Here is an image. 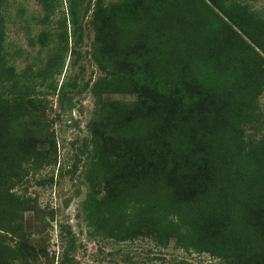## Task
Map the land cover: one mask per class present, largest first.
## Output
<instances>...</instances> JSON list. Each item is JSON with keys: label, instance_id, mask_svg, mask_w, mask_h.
I'll return each instance as SVG.
<instances>
[{"label": "trees", "instance_id": "16d2710c", "mask_svg": "<svg viewBox=\"0 0 264 264\" xmlns=\"http://www.w3.org/2000/svg\"><path fill=\"white\" fill-rule=\"evenodd\" d=\"M6 1L0 0V264L20 262L13 244L30 242L17 234L27 200L11 189L27 182L33 168L56 163L53 132L39 122L43 98L31 97L35 85L56 95L62 111L73 107L70 92L93 96L88 137L65 171L73 174L84 157L86 193L77 206L90 238H146L162 248L173 240L175 248L222 264H261L258 11L245 0H62L54 52L36 71L17 72L3 47ZM41 2L48 22L61 0ZM85 22L92 31L87 54L100 75L75 89L77 75L60 82L52 76L61 73L66 54L71 64L79 58ZM111 94L134 98L106 104L102 96ZM59 226L64 247L56 264H71L70 225Z\"/></svg>", "mask_w": 264, "mask_h": 264}, {"label": "rangeland", "instance_id": "374dc122", "mask_svg": "<svg viewBox=\"0 0 264 264\" xmlns=\"http://www.w3.org/2000/svg\"><path fill=\"white\" fill-rule=\"evenodd\" d=\"M110 1L113 0H104L105 3ZM245 1L264 18V0ZM55 4L57 5L58 2ZM64 7L65 3L61 0L54 8L53 14L49 16L48 22H44L42 18L45 10L41 0L6 1L3 10L5 18L3 47L17 72L23 71L27 66L31 71H36L54 52L56 34L60 30L58 18L60 10ZM88 18L87 13L85 20ZM41 39L48 41L41 45ZM91 39L92 31L85 22L82 28V40L77 47L80 52L79 58L71 64L73 56L66 54L61 73L54 74L52 79L60 82L70 80L77 75L75 89H79L84 82L89 81L90 85L100 75L87 54ZM67 42L69 46L72 43L70 39ZM46 81L49 79L42 84ZM34 89L35 92L31 97L43 98L44 102L39 122H47L48 130L53 132L56 141V163L33 168L27 175V182L17 184L11 189L16 190L18 194H24L27 200L20 222V232L18 231L17 234L27 235L30 241L25 242L24 246L13 244L20 259V262L15 264H56L64 247L59 240V230H61L59 225L64 223L70 225V233L66 237L72 235L74 239L71 264H222L221 260L209 257L206 253L186 252L175 248L173 240L169 241L166 248H162L146 238L125 242L90 238L86 233L79 207L77 204L74 206L71 204L78 196L74 192L83 185L80 182L84 157H81L78 168L73 174L65 171L71 169L78 149L88 137L85 125L94 108L93 96L87 90L70 92L73 107L62 111L59 110L57 96L46 94V87L35 85ZM102 97L108 104L112 98L127 100L134 98V95L111 94ZM258 104L264 111V90L258 98ZM49 177H52L51 182L46 180ZM246 224L252 232L255 231L250 223ZM17 234L14 240H17ZM64 241L65 245L68 244L66 239ZM262 262L264 263V260Z\"/></svg>", "mask_w": 264, "mask_h": 264}, {"label": "water", "instance_id": "95a60500", "mask_svg": "<svg viewBox=\"0 0 264 264\" xmlns=\"http://www.w3.org/2000/svg\"><path fill=\"white\" fill-rule=\"evenodd\" d=\"M85 193H86V188H85L84 185H82V186H81V189H80V192H79V194H78V196H77V198L75 199L74 202L72 201L71 204H73V206H74V205H76L77 203H79V202L84 198Z\"/></svg>", "mask_w": 264, "mask_h": 264}]
</instances>
